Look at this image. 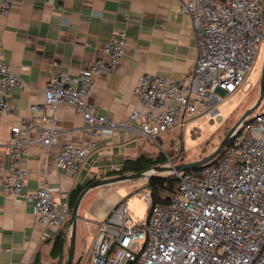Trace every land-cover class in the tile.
Masks as SVG:
<instances>
[{
    "label": "built area",
    "instance_id": "obj_1",
    "mask_svg": "<svg viewBox=\"0 0 264 264\" xmlns=\"http://www.w3.org/2000/svg\"><path fill=\"white\" fill-rule=\"evenodd\" d=\"M11 2L1 0L2 15H9ZM180 11L192 18L196 65L180 80L142 73L134 88L140 108L130 121H137V130L154 140L174 127H185L193 117L219 114V104L242 87L264 49V0H182ZM126 40L121 30L89 67L77 74L51 75L44 101L33 103L31 115L11 128L7 164L0 162V185L18 200L33 202L42 223L61 228L71 209L68 198L53 195L47 179L34 192L23 190L22 160L33 141L30 133L38 129L36 141L43 145L55 142L61 103L82 115L90 136L97 129L118 127L109 116L96 114L89 98L95 78L109 76L126 54ZM25 85L4 60L0 38V115L13 112L7 100L10 89ZM96 147L93 139L84 145L65 143L56 165L75 175ZM174 174L179 187L163 193L167 200H156L146 183L141 187L148 205L145 222L133 218L127 198L97 221L85 264H264V100L214 161Z\"/></svg>",
    "mask_w": 264,
    "mask_h": 264
},
{
    "label": "crops",
    "instance_id": "obj_2",
    "mask_svg": "<svg viewBox=\"0 0 264 264\" xmlns=\"http://www.w3.org/2000/svg\"><path fill=\"white\" fill-rule=\"evenodd\" d=\"M182 0H12L10 13H0V38L3 58L26 82L13 86L7 100L12 113L0 115V162L7 164V144L14 125L30 116V106L44 101L49 78L59 71L77 74L101 55L104 44L124 30L126 54L109 76H98L90 101L96 114H105L118 124L116 128L97 129L93 135L84 130V119L75 108L61 103L57 108L59 134L50 146L36 141L38 129L30 133L22 167L26 170L25 192H34L47 179L56 198H68L70 191L91 180L119 175L127 160L150 155L151 143L168 144L174 127L154 140L137 130L130 121L140 108L134 88L142 73L180 80L194 68L198 58L197 40L189 14L180 11ZM1 4V0H0ZM194 120V117L191 119ZM203 120V119H202ZM128 122V126L122 123ZM37 128L42 120L36 117ZM90 139L97 147L90 151L75 175L56 165V156L65 143L84 145ZM153 157V156H152ZM147 182V181H146ZM114 184L93 189L84 197L77 238L86 235L92 243L97 221L114 205H97ZM97 189V188H95ZM108 203V200H107ZM66 233V253L70 232L68 222L61 228L42 223L33 211V202L18 200L0 185V264H53V240Z\"/></svg>",
    "mask_w": 264,
    "mask_h": 264
},
{
    "label": "rangeland",
    "instance_id": "obj_3",
    "mask_svg": "<svg viewBox=\"0 0 264 264\" xmlns=\"http://www.w3.org/2000/svg\"><path fill=\"white\" fill-rule=\"evenodd\" d=\"M263 62L264 49L261 51L254 68L242 87L229 94L219 104V114L207 115V118L203 120H189L185 127L172 129L167 136L168 144L151 143L157 151L152 149L150 155L152 154L153 157H156L162 153L167 157L166 162L163 164L168 165L179 163L180 161L197 160L209 154L220 144L241 115L259 97ZM254 113L251 117H253ZM218 116L221 117L218 118ZM165 174L168 175L169 173ZM146 181L147 178H140L115 183L113 185L115 188H113L112 192L109 194L104 193L97 205L102 207L107 204L112 205L118 197H126L133 218L136 221L145 222L148 214V205L141 196V187ZM101 188L103 186L94 190L96 192ZM85 236L83 238L78 237L76 240L74 264H85L88 259L91 244L87 243Z\"/></svg>",
    "mask_w": 264,
    "mask_h": 264
},
{
    "label": "water",
    "instance_id": "obj_4",
    "mask_svg": "<svg viewBox=\"0 0 264 264\" xmlns=\"http://www.w3.org/2000/svg\"><path fill=\"white\" fill-rule=\"evenodd\" d=\"M264 99V62L261 71V80H260V94L256 102L251 105L239 118V120L232 126L227 135L223 140L218 144L209 154L206 156L193 160V161H180L179 163L173 164H156L150 168L139 171V172H128L122 173L119 175L108 176L104 178H96L91 180L79 193L75 203L71 209L70 217L68 220V229L70 232L69 244L67 247V254L64 261V264H74L75 252H76V240H77V228L79 219L81 217V205L84 197L95 188H99L105 185L115 184L119 182H124L128 180H136L140 178H150L154 175L159 174H174L175 172L186 171L189 169H197L201 166L208 164L214 161L217 156H219L224 148L230 143L234 134L241 128V126L248 121L252 114L259 108Z\"/></svg>",
    "mask_w": 264,
    "mask_h": 264
},
{
    "label": "trees",
    "instance_id": "obj_5",
    "mask_svg": "<svg viewBox=\"0 0 264 264\" xmlns=\"http://www.w3.org/2000/svg\"><path fill=\"white\" fill-rule=\"evenodd\" d=\"M166 158L162 153L158 154L156 157L147 156L141 154L134 160H127L119 173H128V172H139L150 168L156 164H163L166 162ZM146 186L152 191L156 200H167V197H163L165 192H174L178 190L179 180L175 174H159L154 175L147 179ZM85 185H79L73 188L68 196L70 209H72L75 200L77 199L79 193ZM66 233L59 232L53 240L51 255L54 258H57L58 261L53 264H60L66 253ZM33 264H39L38 258Z\"/></svg>",
    "mask_w": 264,
    "mask_h": 264
}]
</instances>
